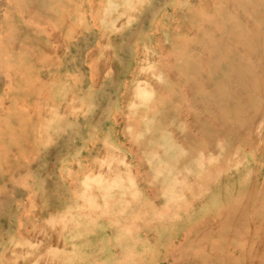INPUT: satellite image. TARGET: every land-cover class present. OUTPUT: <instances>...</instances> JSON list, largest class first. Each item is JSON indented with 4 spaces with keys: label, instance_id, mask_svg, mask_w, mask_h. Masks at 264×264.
Masks as SVG:
<instances>
[{
    "label": "rangeland",
    "instance_id": "rangeland-1",
    "mask_svg": "<svg viewBox=\"0 0 264 264\" xmlns=\"http://www.w3.org/2000/svg\"><path fill=\"white\" fill-rule=\"evenodd\" d=\"M0 121V264H264V0H0Z\"/></svg>",
    "mask_w": 264,
    "mask_h": 264
},
{
    "label": "bare ground",
    "instance_id": "bare-ground-1",
    "mask_svg": "<svg viewBox=\"0 0 264 264\" xmlns=\"http://www.w3.org/2000/svg\"><path fill=\"white\" fill-rule=\"evenodd\" d=\"M7 2V1H6ZM88 2H89V0H88ZM97 2V1H96ZM207 2H209V1H207ZM99 5V4H98ZM231 5V4H230ZM199 6V5H198ZM32 7V6H31ZM207 7V6H206ZM230 7H232V6H230ZM77 8H79V7H77ZM173 8V7H172ZM174 10V9H173ZM28 12V11H27ZM58 13H59V10H58ZM26 14H28V13H26ZM166 14V13H165ZM175 14V13H174ZM213 14V13H212ZM76 15V14H75ZM14 17V16H13ZM81 18H82V16H80ZM166 17V16H165ZM94 18V17H93ZM107 19V18H106ZM179 19V18H178ZM94 20V19H93ZM246 20V19H245ZM68 21V20H67ZM81 21V20H80ZM70 22V21H69ZM95 22V21H94ZM82 23V22H81ZM70 24V23H69ZM94 24V23H93ZM122 24V23H121ZM185 24V23H184ZM73 25V24H72ZM79 25H81L80 23H79ZM58 26V25H57ZM45 27H47V26H45ZM91 27V26H90ZM164 27V26H163ZM219 27V26H218ZM49 29V28H48ZM165 29V28H164ZM253 29V28H252ZM176 30V29H175ZM121 31H123V30H121ZM155 31V30H154ZM157 31V30H156ZM215 31V30H214ZM46 32H47V30H46ZM48 33V32H47ZM61 33V32H60ZM149 33V32H148ZM155 33V32H154ZM157 33V32H156ZM214 33V32H213ZM216 33V32H215ZM50 34V33H49ZM111 34V33H110ZM196 34V33H195ZM243 35V34H242ZM48 36V35H47ZM54 36V35H53ZM62 36V35H61ZM97 36V35H96ZM50 38V37H49ZM48 38V39H49ZM60 39H61V37H60ZM64 39V38H63ZM103 39V38H102ZM202 39V38H201ZM105 40V39H104ZM51 41V40H50ZM57 42V41H56ZM59 43V42H58ZM154 43V42H153ZM228 43V42H227ZM51 44V43H50ZM157 44V43H156ZM54 45V44H53ZM138 45V44H137ZM159 47V46H158ZM207 47V46H206ZM42 48V47H41ZM154 48H155V46H154ZM197 48V47H196ZM95 49V48H94ZM136 49V48H135ZM104 50V49H103ZM137 50V49H136ZM94 51V50H93ZM93 51H92V53H93ZM108 51V50H107ZM140 51V50H139ZM168 51V50H167ZM106 52V51H105ZM90 53H91V51H90ZM90 53H89V55H90ZM160 53V52H159ZM166 53V52H165ZM204 53V52H203ZM47 54V53H46ZM104 54V53H103ZM107 54V53H106ZM137 54V53H136ZM36 55V54H35ZM109 55V54H108ZM205 55V54H204ZM95 56V55H94ZM166 57H167V55H165ZM106 57V56H105ZM135 57V56H134ZM206 57V56H205ZM34 58H36V57H34ZM202 58H203V56H202ZM136 59V58H135ZM206 59V58H205ZM100 60V59H99ZM159 61V60H158ZM201 61V60H200ZM89 63H90V61H88ZM95 62V61H94ZM168 62V61H167ZM45 63V62H44ZM162 63V62H161ZM73 64V63H72ZM88 64V63H87ZM102 63H100V65H101ZM104 64V63H103ZM138 64V63H137ZM156 64V63H155ZM93 65V64H92ZM110 65V64H109ZM99 65H97V67H98ZM104 66V65H103ZM135 66V65H134ZM102 67V66H101ZM53 69V68H52ZM75 69V68H74ZM136 69V68H135ZM162 69V68H161ZM169 69V68H168ZM99 70V69H98ZM155 70V69H154ZM157 70V69H156ZM155 70V71H156ZM164 70V69H163ZM172 70V69H171ZM88 71V70H87ZM91 71V70H90ZM4 72V71H3ZM24 72V71H23ZM136 72V71H135ZM152 72V71H151ZM164 72H167V71H164ZM163 72V73H164ZM168 72H169V70H168ZM91 74V73H90ZM144 74H146V73H144ZM168 74V73H167ZM26 75V74H25ZM58 76V75H57ZM165 76V75H164ZM176 76V75H175ZM174 76V77H175ZM88 77H90V76H88ZM95 77V76H94ZM148 77V76H147ZM150 77V76H149ZM177 78H179L178 76H176ZM175 77V78H176ZM60 78H62V77H60ZM91 78H92V76H91ZM47 79V78H46ZM46 79H44V80H46ZM54 79V78H53ZM69 79V78H68ZM150 79V78H149ZM180 79V78H179ZM90 80V79H89ZM101 80V79H100ZM91 81V80H90ZM92 81H94V79L92 80ZM199 82H200V80H199ZM41 83V82H40ZM35 84V83H34ZM96 85V84H95ZM124 85V84H123ZM129 85V84H128ZM156 85V84H155ZM47 86V85H46ZM73 86V85H72ZM127 86V85H126ZM182 86V85H181ZM156 87V86H155ZM158 87V86H157ZM42 88V87H41ZM44 88V87H43ZM91 88H93V87H91ZM47 89V88H46ZM45 90V89H44ZM50 90H51V87H50ZM162 89H160V91H161ZM41 92H44V91H42V90H40ZM46 91V90H45ZM48 91V90H47ZM46 91V92H47ZM49 92V91H48ZM73 92V91H72ZM76 93V92H75ZM119 93V92H118ZM122 93V92H121ZM190 93V92H189ZM39 94V93H38ZM42 94V93H41ZM69 94V93H68ZM183 94V93H182ZM8 95H10V94H8ZM15 96V95H14ZM41 96V95H40ZM48 96V95H47ZM75 96V95H74ZM128 96V95H127ZM45 97V96H44ZM4 98V97H3ZM73 98V97H72ZM71 98V99H72ZM48 99V98H47ZM248 99H250V97L249 96H244V97H242V102H243V104H247L248 103ZM24 100H25V98H24ZM50 102V101H49ZM48 102V103H49ZM56 102V101H55ZM65 102V101H64ZM63 102V103H64ZM120 102V101H119ZM56 103H58V102H56ZM121 103V102H120ZM153 103V102H152ZM16 104H17V102H16ZM50 104V103H49ZM65 104H67L66 102H65ZM32 105H33V103H32ZM51 105V104H50ZM148 105V104H147ZM121 106V105H120ZM151 106H153V105H151ZM33 107V106H32ZM40 107H42V106H40ZM47 107V106H46ZM160 107V106H159ZM6 108V107H5ZM29 108H30V106H29ZM156 108V107H155ZM154 108V109H155ZM31 109V108H30ZM8 110V109H7ZM44 110V109H43ZM199 110V109H198ZM2 111H3V109H2ZM6 111V110H5ZM114 111V110H113ZM119 112V111H118ZM153 112V111H152ZM213 112V111H212ZM188 113V112H187ZM2 114V113H1ZM39 114H40V111H39ZM118 114V113H117ZM118 116V115H117ZM186 120H188V119H186ZM1 121H2V119H1ZM0 121V122H1ZM113 121H114V119H113ZM118 121V120H117ZM123 121V120H122ZM121 122V121H120ZM112 123V122H111ZM113 124V123H112ZM132 124V123H131ZM2 125V124H1ZM133 125V124H132ZM114 126V125H113ZM113 126H112V128H113ZM116 126V125H115ZM189 127V126H188ZM115 130V129H114ZM132 131V130H131ZM177 131V130H176ZM263 131V130H262ZM42 133V132H41ZM116 133V132H115ZM122 133V132H121ZM253 133V132H252ZM44 135V134H43ZM95 136V135H94ZM251 136V135H250ZM114 137V136H113ZM97 138V137H96ZM123 139V138H122ZM152 139V138H151ZM99 141V140H98ZM129 141V140H128ZM116 142V141H115ZM256 142V141H255ZM100 143V142H99ZM118 143V142H117ZM183 144V143H182ZM93 145V144H92ZM102 145V144H101ZM119 145H121V144H119ZM260 145H262V144H260ZM86 147V146H85ZM91 147V146H90ZM137 147V146H136ZM88 148V147H87ZM148 148V147H147ZM246 148V147H245ZM244 148V149H245ZM260 148V147H259ZM263 148V147H262ZM136 149V148H135ZM254 149V148H253ZM252 149V150H253ZM112 150V149H111ZM108 151V150H107ZM246 151V150H245ZM251 151V150H250ZM97 152V151H96ZM118 153V152H117ZM123 153V152H122ZM130 154H131V152H129ZM134 153V152H133ZM31 154V153H30ZM136 154V153H135ZM261 154H262V152H261ZM118 155V154H117ZM134 155V154H133ZM137 155V154H136ZM15 156H17V155H15ZM31 156V155H30ZM139 156V155H138ZM237 157V156H236ZM87 158V157H86ZM92 158V157H91ZM139 158V157H138ZM137 158H135V160H136ZM86 160V159H85ZM97 160V159H96ZM137 160H139V159H137ZM256 160V159H255ZM6 161V160H5ZM91 161V160H90ZM140 161V160H139ZM138 161V162H139ZM74 162V161H73ZM128 162V161H127ZM75 163V162H74ZM82 163V162H81ZM92 163H94V162H92ZM136 163V162H135ZM134 163V164H135ZM6 164V163H5ZM116 164V163H115ZM144 164V163H143ZM263 164V163H262ZM13 165V164H12ZM112 165V164H111ZM114 165V164H113ZM73 166V165H72ZM116 166H117V164H116ZM121 166V165H120ZM137 166V165H136ZM6 169H7V167H5ZM87 168V167H86ZM85 168V169H86ZM138 168V167H137ZM253 168V167H252ZM93 169V168H92ZM114 169V168H113ZM112 169V170H113ZM71 170V169H70ZM87 170V169H86ZM91 170V169H90ZM5 171H7V170H5ZM92 171V170H91ZM116 171V170H115ZM114 171V172H115ZM264 171V170H263ZM262 171V172H263ZM67 172H69V170L67 171ZM84 172V171H83ZM86 172V171H85ZM136 172V171H135ZM70 173V172H69ZM73 173V172H72ZM80 174V173H79ZM109 174V173H108ZM135 174V173H134ZM143 174H144V172H143ZM71 175V174H70ZM69 175V176H70ZM123 176V175H122ZM133 176V175H132ZM134 176H136V175H134ZM144 176V175H143ZM138 176H136V178H137ZM251 177V176H250ZM254 177V176H253ZM140 178H141V175H140ZM177 178H178V176H177ZM67 179V178H66ZM108 179V178H107ZM254 179V178H253ZM144 180V179H143ZM147 180V179H146ZM252 180V179H251ZM78 181V180H77ZM76 181V182H77ZM143 183H145V182H143ZM253 183V182H252ZM138 184V183H137ZM70 185H73V184H70ZM74 186V185H73ZM249 186V185H248ZM262 186V185H261ZM138 187V186H137ZM147 187V186H146ZM194 187V186H193ZM128 188V187H127ZM261 188V187H260ZM259 188V189H260ZM147 189V188H146ZM91 190V189H90ZM114 190V189H113ZM251 190V189H250ZM74 191V190H73ZM147 191V190H146ZM252 191V190H251ZM71 193V192H70ZM94 193V192H93ZM149 193V192H148ZM256 193H258V192H256ZM73 194V193H72ZM97 194V193H96ZM126 194V193H125ZM124 194V195H125ZM150 194V193H149ZM114 195H116V194H114ZM127 195V194H126ZM117 196V195H116ZM93 197V196H92ZM118 197V196H117ZM98 198V197H97ZM258 198V197H257ZM127 199V198H126ZM152 199V198H151ZM251 199V198H250ZM35 200V199H34ZM42 200V199H41ZM158 200V199H157ZM108 201H110V200H108ZM114 201V200H113ZM131 202H132V200H131ZM134 202V201H133ZM132 202V203H133ZM159 202V201H158ZM247 201H245L244 202V204L246 203ZM79 203V202H78ZM148 203V202H147ZM156 203V202H155ZM136 204V203H135ZM101 205V204H100ZM129 205H130V202H129ZM132 205V204H131ZM33 206H34V204H33ZM148 206H149V204H148ZM48 208V207H47ZM144 208V207H143ZM146 208V207H145ZM148 208V207H147ZM146 208V209H147ZM108 209H109V207H108ZM243 210V209H242ZM43 211V210H42ZM86 211V210H85ZM84 210H83V212H85ZM98 211V210H97ZM48 213V212H47ZM115 214V213H114ZM40 215V214H39ZM236 215V214H235ZM19 216V215H18ZM34 216H36V215H34ZM118 216V215H117ZM116 216V217H117ZM47 217V216H46ZM45 217V218H46ZM101 217V216H100ZM202 218V217H201ZM235 218V217H234ZM217 219V218H216ZM255 219H256V217H255ZM105 220V219H104ZM115 220V219H114ZM215 220V219H214ZM219 220V219H218ZM205 221V220H204ZM217 221V220H216ZM20 222V221H19ZM200 223V222H199ZM248 223V222H247ZM122 224V223H121ZM210 224V223H209ZM18 225H19V223H18ZM45 225V224H44ZM57 225V224H56ZM58 225H59V223H58ZM57 225V226H58ZM145 225V224H144ZM197 225V224H196ZM204 225V224H203ZM202 225V226H203ZM212 225V224H211ZM220 225V224H219ZM262 225V224H261ZM43 226V225H42ZM189 226H191V225H189ZM37 227V226H36ZM206 227V226H205ZM212 227V226H211ZM220 227V226H219ZM218 227V228H219ZM229 227V226H228ZM232 227V226H231ZM53 228H54V226H53ZM226 229H227V227H225ZM191 229V228H190ZM193 229V228H192ZM194 229H196V228H194ZM229 229V228H228ZM228 229H227V231H228ZM18 230V229H17ZM218 230V229H217ZM232 230V229H231ZM230 230V231H231ZM49 231V230H48ZM109 231V230H108ZM202 231V230H201ZM204 231V230H203ZM202 231V232H203ZM207 231V230H206ZM219 231V230H218ZM31 232H33V231H31ZM59 232V231H58ZM150 232V231H149ZM189 232V231H188ZM187 232V233H188ZM205 232V231H204ZM19 233H21V231L19 232ZM197 233V232H196ZM229 233H231V232H229ZM263 233V232H262ZM17 234V233H16ZM49 234V233H48ZM52 234V233H51ZM144 234V233H143ZM203 234H205V233H203ZM254 234V233H253ZM258 234V233H257ZM26 235V234H25ZM187 235V234H186ZM248 235V234H247ZM246 235V236H247ZM55 236V235H54ZM180 236V235H179ZM183 236H184V234H183ZM259 236V235H258ZM22 237V236H21ZM30 237H31V235H30ZM193 237H195V236H193ZM204 237V236H203ZM207 237V236H206ZM213 237V236H212ZM41 238V237H40ZM109 238V237H108ZM143 238V237H142ZM182 238V237H181ZM185 238V237H184ZM229 238V237H228ZM227 238V239H228ZM234 238V237H233ZM186 239V238H185ZM189 239H190V237H189ZM194 239V238H193ZM214 239H216L215 238V236H214ZM235 239V238H234ZM237 239V238H236ZM151 240V239H150ZM150 240H148V241H150ZM195 240H196V238H195ZM203 240H205V239H203ZM233 240V239H232ZM11 241V240H10ZM176 241V240H175ZM184 240H182V242H183ZM191 241V240H190ZM228 241V240H227ZM252 241V240H251ZM15 242V241H14ZM52 242H54V241H52ZM57 242V241H56ZM136 242V241H135ZM219 242H220V240H219ZM13 243V242H12ZM207 243V242H206ZM210 243H213V242H210ZM14 244V243H13ZM51 244V243H50ZM179 245H180V243H178ZM193 244V243H192ZM224 244H226V243H224ZM16 245V244H15ZM57 245H59V244H57ZM173 245V244H172ZM258 245V244H257ZM13 246V245H12ZM27 246V245H26ZM26 246H24V247H26ZM210 246V245H209ZM208 246V247H209ZM44 247V246H43ZM173 247V246H172ZM184 247H186V246H184ZM202 247V246H201ZM233 247V246H232ZM6 248V247H5ZM21 248V247H20ZM212 248H214V247H212ZM230 248V247H229ZM193 249H194V247H193ZM205 249V248H204ZM224 249V248H223ZM24 250V249H23ZM30 250V249H29ZM28 250V251H29ZM122 250V249H121ZM179 250V249H178ZM191 250H192V247H191ZM227 250V249H226ZM235 250V249H234ZM253 250V249H252ZM251 250V251H252ZM257 250V249H256ZM5 251V250H4ZM38 251V250H37ZM204 251V250H203ZM220 251V250H219ZM230 251V250H229ZM249 251H250V249H249ZM39 252V251H38ZM37 252V253H38ZM117 252V251H116ZM171 252V251H170ZM207 252V251H206ZM212 252V251H211ZM221 252V251H220ZM235 252V251H234ZM134 253V252H133ZM171 253H173V252H171ZM228 253V252H227ZM252 253V252H251ZM5 254V253H4ZM21 254V253H20ZM167 254H168V252H167ZM174 254V253H173ZM180 254V253H179ZM212 254V253H211ZM210 254V255H211ZM237 254V253H236ZM257 254V253H256ZM28 255H30V254H28ZM147 255V254H146ZM149 255V254H148ZM175 255V254H174ZM203 254H201V258L203 257L202 256ZM207 255V254H206ZM221 255V254H220ZM251 255V254H250ZM115 256V255H114ZM133 256V255H132ZM223 256V255H222ZM180 257V256H179ZM190 257V256H189ZM204 257H206V256H204ZM208 257H209V255H208ZM34 258V257H33ZM118 258V257H117ZM119 259V258H118ZM120 259H122L121 257H120ZM124 259V258H123ZM137 259V258H136ZM189 259V258H188ZM199 259V258H198ZM250 259V258H249ZM264 259V258H263ZM32 260V259H31ZM217 259L215 258V261H216ZM235 260V259H234ZM116 261V260H115ZM193 261V260H192ZM195 261V260H194ZM199 261V260H198ZM221 261V260H220ZM229 261V260H228ZM239 261V260H238ZM264 261V260H263ZM163 262V261H162ZM197 262V261H196ZM201 262V261H200ZM213 262H214V260H213ZM222 262V261H221ZM220 262V263H221ZM254 262V261H253ZM252 262V263H253ZM256 262V261H255ZM195 263V262H194ZM216 263V262H215ZM240 263V262H239ZM16 264V263H15ZM19 264H21V263H19ZM120 264V263H119ZM173 264V263H172ZM179 264V263H178ZM198 264H199V262H198ZM211 264V263H210ZM222 264V263H221ZM263 264V263H262Z\"/></svg>",
    "mask_w": 264,
    "mask_h": 264
}]
</instances>
